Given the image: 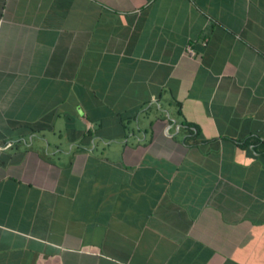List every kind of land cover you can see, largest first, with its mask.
Wrapping results in <instances>:
<instances>
[{
    "label": "crops",
    "instance_id": "1",
    "mask_svg": "<svg viewBox=\"0 0 264 264\" xmlns=\"http://www.w3.org/2000/svg\"><path fill=\"white\" fill-rule=\"evenodd\" d=\"M0 264H264V0H0Z\"/></svg>",
    "mask_w": 264,
    "mask_h": 264
},
{
    "label": "built area",
    "instance_id": "2",
    "mask_svg": "<svg viewBox=\"0 0 264 264\" xmlns=\"http://www.w3.org/2000/svg\"><path fill=\"white\" fill-rule=\"evenodd\" d=\"M188 51H192L191 47H188Z\"/></svg>",
    "mask_w": 264,
    "mask_h": 264
}]
</instances>
